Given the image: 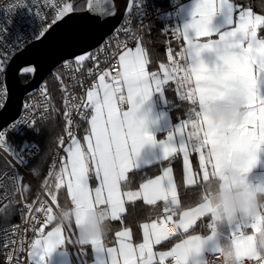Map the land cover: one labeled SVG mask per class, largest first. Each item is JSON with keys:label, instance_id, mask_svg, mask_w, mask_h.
I'll use <instances>...</instances> for the list:
<instances>
[{"label": "snow or ice", "instance_id": "obj_1", "mask_svg": "<svg viewBox=\"0 0 264 264\" xmlns=\"http://www.w3.org/2000/svg\"><path fill=\"white\" fill-rule=\"evenodd\" d=\"M142 2L129 0L121 26L115 29L116 33H123L127 41L135 40V47H128L127 41H118V50L113 51L111 57L106 56L102 64H97L99 57L89 49L95 48L96 52L107 50L111 43L113 37L108 35L111 28L107 18L117 14L115 0H104L103 4L100 0H95V3L86 0V9L66 2L57 8L51 21H47L38 8L33 13L28 0H11L8 6L6 18L0 24V34L5 31V25L11 22L12 15L18 9L27 7L31 14L40 18L39 29L32 33L37 40L47 39L56 29L65 30L62 43L66 52L61 56L63 67L75 65L82 70L88 62L96 65L95 70L89 68L88 75H95L98 83L87 89L86 100L83 101V107L91 112L88 119L90 131L84 137L87 149L85 151L74 137L70 146L64 149L67 159L55 173L54 186L47 178L43 181L50 203L58 204L57 192L65 187L71 206L77 210L75 226L79 230L91 208L105 209L110 219L116 221L126 211L125 198L128 202L142 199L147 205L164 202L166 215L159 221L142 225L143 243L133 245L127 229L116 233L121 238L118 250L105 249L102 239L84 241L78 238L79 245H90L93 252L98 254L94 264H186L189 257L198 256L209 242L212 244L211 255H223L224 264H264V212L260 210L264 209V205L259 207L251 221L241 220L226 225L221 224L208 192L195 207L178 211L180 202L170 167L163 168V175L141 183L137 191L122 190V182L127 183L126 174L130 169H137L136 157L146 144L161 145L163 156L160 162L168 161L177 152L182 153L183 179L188 186L197 185L201 179L205 184L212 180L226 181L228 178L220 175V172L224 158L229 155L243 175H247L256 165L258 150L264 146V12L258 13L253 7L238 5L233 0H194L189 22L171 29L178 39L182 36L184 47L176 52L169 47L168 63H161L159 72H149L142 34L132 28L129 19L134 8L143 13ZM213 36L217 38L212 39ZM14 47L20 48L21 45L17 43ZM27 63L33 66L23 68L25 79L17 83L30 84L27 76L31 74L34 77L39 70L36 60ZM9 69L10 65L0 60V76H4ZM113 71L115 75L111 74ZM55 79L64 83L60 76ZM171 81L177 82L175 91L178 97L190 102L193 107L186 113L185 119L167 131L165 139L157 141L147 131L145 118L138 116V113L153 93H160L163 97L165 85ZM237 87L246 93L244 117L232 125L229 132L221 133V125L209 120L207 112L215 100L230 94ZM40 92L42 96L49 95L46 86H41ZM9 97L10 89L6 84H0V110L7 108ZM124 103L129 105L127 111L118 107ZM31 107L25 105L26 110ZM73 107L81 119L88 117L87 112L79 111L81 105L69 104V98L65 96L64 117L68 125L72 124L70 113ZM42 108L46 113L47 103ZM157 120L152 122L155 124ZM35 125L33 117L31 121H12L0 127V151L10 155L19 166L28 165L37 145L27 139L17 142L15 136H25L22 126L39 133ZM65 130L70 132V129ZM189 149L198 154L199 173H192ZM40 167L39 163L34 165L32 174L38 176ZM93 170L97 184L91 188L89 179ZM47 176H53L52 171ZM10 179L13 192L19 194L21 200H26L30 186L23 183L19 173ZM253 186L264 189V183ZM39 204L35 211L44 213L43 223H52L55 220L53 208L49 206L45 209V201H39ZM14 210L8 203L0 204V215L5 218ZM23 211L31 212L32 204H24ZM205 216L209 217V234H188L197 220ZM169 223L174 225L182 238L170 250L154 252L153 245L169 239V233L165 230ZM221 226L227 231H221ZM247 228L253 230V235L241 231ZM62 232L60 224H56L46 235L41 232L40 238L31 243L28 264H45L46 257L58 246L65 245ZM7 235L5 231V240ZM81 254L87 255L86 252ZM99 254H103V258ZM11 259L12 253H9V264ZM194 264L213 262L209 259L194 260Z\"/></svg>", "mask_w": 264, "mask_h": 264}, {"label": "built area", "instance_id": "obj_2", "mask_svg": "<svg viewBox=\"0 0 264 264\" xmlns=\"http://www.w3.org/2000/svg\"><path fill=\"white\" fill-rule=\"evenodd\" d=\"M67 0H28L32 12L35 13L37 8L40 10L42 16L47 20L51 21L57 11L58 7H62ZM160 1L161 4H158ZM11 0H0V24L3 23L6 18L8 11V6ZM181 3L177 0H143L141 4L142 12L139 13L137 9H133L129 19L131 20L132 28L138 33L143 35V30L149 24L150 21L156 20L159 27V34L164 37V53H165V64L167 61V49L170 47L174 52L180 51L178 48L179 39L173 35L171 29L177 27V12L179 10ZM121 26V24H120ZM119 26V27H120ZM40 27V18L31 14L27 7L18 9L11 17V22L5 25V31L0 34V60L4 63L9 64L11 58L20 50L25 48L36 38L33 37L32 33L38 30ZM167 29V31H165ZM111 43L109 44L107 50H102L99 52L94 51L93 53L99 57L97 64H102L105 57H111L113 51H117L118 41H127V37L123 33H113ZM19 43L20 48H15L14 46ZM128 47L135 44V40L127 41ZM7 57L5 60L4 58ZM182 62V61H181ZM96 65L91 62L87 63L82 70L77 69L75 65L70 68L63 67V64L57 69V73L54 76L53 83L58 91L61 102L65 110V96L69 98V104L81 105L79 111L87 112L88 117L81 119L76 108L71 109L70 118L72 124L68 125L66 120L64 123L62 139L63 144L59 142L53 151V154L45 168V178L48 179L51 184L53 177L57 170L62 166L65 161V151L64 149L72 142V138L77 139L79 137V127L88 122L90 119V109H85L83 107V101L86 100V91L94 83H98V78L93 75L89 77V68L95 70ZM115 75L113 71L111 73ZM56 76H60L64 81L61 84ZM75 77V79H73ZM179 79V77L177 78ZM177 86L176 81L169 82ZM0 84H4V76H0ZM44 83H42L38 90L30 96H27L22 101V106L18 117L14 121H22L28 119H35L36 125H41L45 123L51 114V95L42 96L40 88ZM65 89L67 91H65ZM126 95V94H125ZM75 97L73 100L72 98ZM47 103L48 111L45 113L42 105ZM31 105L32 107L28 110L25 109V105ZM126 103L118 105L122 110L125 109ZM43 117V118H42ZM25 133L24 137L19 135L15 136V140L19 142L21 139H27L29 142L34 143L29 140L30 128L22 126ZM70 129L66 131L65 129ZM0 155L5 159L7 166L0 171V204L8 203L12 204L17 202V220L15 222L0 226V254L3 264H9L8 254L12 253L11 264H28V251L31 247L32 241H34L41 232L45 233L48 224H44L45 215L43 212H36L35 209L40 207L39 201H45L44 207H52L54 214L57 212L56 206L50 203V197L47 195L46 187L44 183L36 184L26 173L25 166L17 165L10 155H6L3 151H0ZM38 155V148L34 150V154L29 158V163L33 161ZM28 163V164H29ZM52 171L53 176L48 177L47 173ZM19 173L23 177V181L28 182L36 192L35 198L31 202H26L21 200L20 195L13 192L11 176ZM44 178V179H45ZM31 203L32 211H23L24 204ZM23 215V219L21 218ZM163 215L161 219L164 217ZM56 221V220H54ZM15 228V230H13ZM173 229L172 231H168ZM169 235L176 234L174 225L169 223L166 227ZM7 231V240L4 239V233ZM23 241V245H21ZM22 249V250H21ZM210 260L213 264H224V259L221 254H216L212 256L211 254L203 257V260Z\"/></svg>", "mask_w": 264, "mask_h": 264}, {"label": "trees", "instance_id": "obj_3", "mask_svg": "<svg viewBox=\"0 0 264 264\" xmlns=\"http://www.w3.org/2000/svg\"><path fill=\"white\" fill-rule=\"evenodd\" d=\"M233 2L238 5H243L245 7L251 6L258 13L264 12V0H233ZM160 4V1H158ZM162 3V2H161ZM77 6H84V0H77ZM83 6L81 8H83ZM159 23L156 20L150 21L146 28L143 30V40L142 45L145 51L148 54V69L149 71L159 69V65L165 62V53H164V37L159 34ZM57 70L53 71L48 78L44 81V86L47 87L48 92L51 95V114L48 120L36 127L39 129V133L29 132V140L33 141L38 148L37 157L31 161L25 168L28 176L36 183L42 184L45 178V168L50 161V158L53 154L54 149L59 144L62 139L65 117H64V107L61 102V97L56 90V87L53 83V79ZM25 77L21 78L23 81ZM28 79V77H27ZM176 87L171 83L165 85V101H169L170 103H166V108L169 111V115L173 122H179L186 118V113L191 109V105L189 102L181 100L177 92L175 91ZM53 108L55 109L53 111ZM84 125V124H83ZM83 125L79 127V135L80 131L83 128ZM39 163L41 165L39 169V175L35 176L32 174V167ZM173 168L175 170L176 177V185L178 189V197L180 199V205L178 207V211L183 209L191 208L195 206L202 200V190L199 186L187 189L182 184L180 166L178 164L177 158L172 162ZM7 166L5 159L0 155V171ZM159 172V168L157 166L151 167L147 170L141 172H132L128 175L127 186L124 187V190H136L141 182L146 179L154 177ZM24 184H27L26 181H23ZM28 185V184H27ZM54 186V184L52 183ZM30 186V185H29ZM208 187L205 189L207 190ZM36 196L35 190L30 186V191L26 193L27 199L24 200L26 202H31ZM58 204L55 205L56 209L63 207H70L71 203L68 199L64 189H60L57 192ZM263 200V199H262ZM10 207L15 210L8 215L6 218L0 215V226L6 225L17 220V202L10 204ZM125 213L116 221L110 220V229L107 234L102 238V242L104 246H112L115 239V234L121 230L128 228L132 232V234L137 233L138 225L143 222H147L155 217L162 216L164 211V206L161 203H156L154 205H147L137 200L135 202H126L125 203ZM70 226V225H69ZM66 249L72 252L73 247L70 244H66ZM164 246H160L163 248ZM86 249L87 255L84 258V261L90 259V249L88 246L77 247V251L79 249ZM0 264L2 263L1 254H0Z\"/></svg>", "mask_w": 264, "mask_h": 264}, {"label": "crops", "instance_id": "obj_4", "mask_svg": "<svg viewBox=\"0 0 264 264\" xmlns=\"http://www.w3.org/2000/svg\"><path fill=\"white\" fill-rule=\"evenodd\" d=\"M177 1L181 3V5L179 7V10L177 12V27H182L183 24L189 22V20L191 18L190 17V13H191V9H192V5H193L194 0H177ZM216 38L217 37H215V36L212 37V39H216ZM201 39L203 40L204 38H201ZM134 47H135V44H133L131 46V48H134ZM182 47H184V43H183V39H182V36H181V38H179L178 48L181 50ZM182 63H183V61H182ZM146 68L149 71L148 65L146 66ZM159 71H160V69L149 71V72H159ZM161 75H162V73H161ZM183 90L184 89H181V91H183ZM125 94H126V92H125ZM228 96H229V94L225 95L224 97L218 98L217 100H215L211 104V106L213 104H215L217 101H222V100L227 99ZM190 105H191V108H192L193 105L191 103H190ZM128 107H129V105H126V107H125V109L123 111H127ZM138 116H141V117L145 118V123L147 125V131L150 134L154 135V137L157 139V141H159L160 139H165L166 135H167V131L169 129H174L178 125V123L180 122V121L179 122H173L172 121V119H171V117L169 115V111L166 108L165 95H163V97H162L160 93H153V95L149 98V100L146 101L144 103V105H142L141 110L138 113ZM207 116H208V114H207ZM160 117H162V118L157 120V118H160ZM208 119L213 121L209 116H208ZM153 120H157V123L154 124L152 122ZM213 122L221 125L219 131L221 133H225V132L221 131V128L224 127V121L223 120H221L219 122H216V121H213ZM228 127L231 130L232 125H229ZM187 130L188 129L185 130V134L187 133ZM89 131H90V125L87 122V123H85L83 125V128L80 131V135L77 138V140L80 142L82 148L85 151L87 149V143L85 142L84 137L89 134ZM226 132H229V131H226ZM70 144L67 146V148L70 146ZM162 156H163L162 147H161V145L159 143H157L155 145H152V144L144 145L140 149L139 154L136 157V164L138 166L137 169H135V168L134 169H130V171L126 174V179H128V175L130 173H132V172H136V171L141 172V171L147 170V169H149L151 167L157 166L159 168V172L154 177L149 178V179H154L158 175H163V168L164 167H170V168H172L173 183L175 184V186L177 188L175 170H174L173 165H172V162L175 161V158H177L178 164L180 166L181 179H182L183 186L185 188H187V189H192V188L197 187V185H198L199 188L202 190V195L205 194V192H206L205 189L207 187H209V183L205 184L202 181V179L197 181V185H193V186H188V185H186L184 183V179H183V154L182 153H178L177 152V153L173 154V156L170 157V159L168 161L160 162V158ZM66 159H67V153L65 152V160ZM189 161H190V167H191L192 173H199V158H198V154L194 153L191 149H189ZM231 162H232V158H231L230 155L226 156L224 158L222 166H221L220 175L227 177L226 175L223 174V167H224V165L226 163H231ZM62 166H63V164H62ZM60 168L57 170V172L60 170ZM247 178H248V181L251 184H253V185H256L257 183H264V146H261V148L258 150L257 163L247 173ZM54 179H55V176H54ZM54 179L51 182L53 184H54ZM145 181H143V182H145ZM143 182H141V183H143ZM96 184H97V181L95 179L94 170H93V172L90 173L89 186L91 188H94L96 186ZM221 184L222 185L226 184V185L230 186V181H229V179H227L226 181L221 182ZM126 186H127V183L125 184L124 182H122V190H124V187H126ZM61 189H64V191H65V193L67 195L66 188L62 187ZM137 190H139V186H138V188L136 190L126 189L124 191H137ZM177 194H178V189H177ZM68 199H69V197H68ZM262 199L264 200V198H262ZM137 200H140L141 202H143L142 199H137ZM178 200L180 202L179 197H178ZM126 202H128V201L125 198V203ZM130 203H132V202H130ZM157 203H161L164 206V202L163 201H157ZM199 203H197V204H199ZM179 205H180V203H179ZM195 206H193V207H195ZM183 210H186V209H183ZM260 210L262 212H264V209H260ZM124 213H121L120 217ZM163 215H166V214L163 213ZM162 216H158V217H155V218H153V219H151V220H149L147 222L140 223L138 225V229H137V233L136 234H132L130 229L125 228V229L129 230V232L131 233V243L133 245H137V244L143 243V232H144V229H143L142 225L145 224V223H149L150 224L153 220L159 221ZM174 219H176V217H174ZM208 222H209V217L208 216L199 218L197 220L196 224H194L192 226V228L189 229L188 234H191V235H207V234H209V230H208V227H207ZM56 224H57L56 221H53L52 223L48 224L47 230L43 234L46 235L48 231H51L52 228H54L56 226ZM62 228H63L62 235L65 238L66 243H65L64 246L63 245L62 246H58L53 251V253L50 254L49 257H46L45 264H94L98 254L93 252V250L91 249L90 245H84V246H88V248L90 249V259L86 260V261H84V258H85L86 255H82L81 254L82 252H86V249H84V248L83 249H79V251H77V249H76L77 247H84V246H81V245H79L77 243V240H78V229L75 226V222L73 221L70 224H64V225H62ZM125 229H121L119 231H123ZM223 230L227 231L226 228L221 226V231H223ZM241 231L243 233H246L247 235H253V230L251 228L242 229ZM255 235L258 236V233H256ZM40 236H38L36 239H39ZM181 238L182 237L180 236V234L178 232H176V234H174V235H169V239L168 240L162 241L161 244H159V245H153V251L154 252H160V251L170 250V248L173 247L176 243H178ZM120 239L121 238H118L116 236V234H115V239H114V243H113L112 246L106 247V246H104L102 241H101V243L103 244L105 249L113 248V249H117L118 250L119 249ZM66 244H70L73 247L72 252H70V251H68L66 249V247H65ZM162 245L164 247L160 248V246H162ZM211 247H212V244H211V242H209V244H206L204 246V248L202 249L201 253L198 256L189 257V259L187 260L186 264H194V260H203V257L211 254L210 253V248ZM99 255L101 256V258H103V254H99ZM222 257H223V255H222ZM223 259H224V257H223ZM121 264H122V262H121ZM166 264H167V262H166Z\"/></svg>", "mask_w": 264, "mask_h": 264}, {"label": "clouds", "instance_id": "obj_5", "mask_svg": "<svg viewBox=\"0 0 264 264\" xmlns=\"http://www.w3.org/2000/svg\"><path fill=\"white\" fill-rule=\"evenodd\" d=\"M247 103L246 93L237 87L230 92L227 99L217 101L207 112L216 122L224 121L222 132L230 131L229 125L239 123L245 114ZM236 159V158H234ZM238 163V159L236 160ZM223 174L230 181V186L222 185L218 180H212L206 192L210 193L213 208L220 218L221 224L235 223L241 220L251 221L264 205V189H258L248 181L236 163H226ZM57 224L64 225L75 222L77 210L70 207L59 208L54 214ZM110 215L103 208L95 207L87 211L78 230V238L84 241L102 239L110 229ZM169 229L168 231H172Z\"/></svg>", "mask_w": 264, "mask_h": 264}, {"label": "water", "instance_id": "obj_6", "mask_svg": "<svg viewBox=\"0 0 264 264\" xmlns=\"http://www.w3.org/2000/svg\"><path fill=\"white\" fill-rule=\"evenodd\" d=\"M66 2L76 4L77 0H67ZM93 2L95 3V0ZM128 2L129 0H115L118 5L117 14L107 18L111 28V31L108 32L109 36L115 33V29L119 28L124 19ZM100 3L103 4L104 0H100ZM83 8L86 9V0H84ZM64 31L63 28H59L47 39H35L11 58L9 62L10 69L4 75V84L10 89V97L7 108L0 110V127L14 121L20 113L23 99L33 95L48 76L64 63L61 59V56L65 55L66 52V48L62 43ZM105 39H107V36ZM24 49L27 50L24 51ZM89 51L94 52L95 48L89 49ZM30 60L38 62L39 70L34 77L31 74L27 76L30 84L17 83L24 77L22 75L23 68L33 66L27 63Z\"/></svg>", "mask_w": 264, "mask_h": 264}, {"label": "rangeland", "instance_id": "obj_7", "mask_svg": "<svg viewBox=\"0 0 264 264\" xmlns=\"http://www.w3.org/2000/svg\"><path fill=\"white\" fill-rule=\"evenodd\" d=\"M82 6H83V5H82ZM82 6H81V7H82ZM78 7H80V6H78ZM27 184L30 185L28 182H27ZM30 186H31V185H30Z\"/></svg>", "mask_w": 264, "mask_h": 264}, {"label": "bare ground", "instance_id": "obj_8", "mask_svg": "<svg viewBox=\"0 0 264 264\" xmlns=\"http://www.w3.org/2000/svg\"><path fill=\"white\" fill-rule=\"evenodd\" d=\"M159 4V3H158ZM161 4V3H160ZM53 179H54V177H53ZM52 184V183H51Z\"/></svg>", "mask_w": 264, "mask_h": 264}]
</instances>
